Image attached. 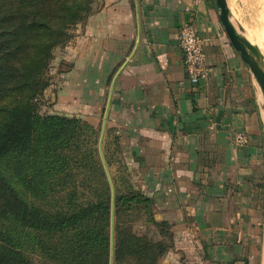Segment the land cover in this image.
I'll return each instance as SVG.
<instances>
[{"label": "crops", "instance_id": "obj_1", "mask_svg": "<svg viewBox=\"0 0 264 264\" xmlns=\"http://www.w3.org/2000/svg\"><path fill=\"white\" fill-rule=\"evenodd\" d=\"M184 23L210 69L197 82L178 45ZM62 55L56 109L102 125L114 80L103 145L168 225L158 264H253L263 242V117L215 0H99Z\"/></svg>", "mask_w": 264, "mask_h": 264}, {"label": "trees", "instance_id": "obj_2", "mask_svg": "<svg viewBox=\"0 0 264 264\" xmlns=\"http://www.w3.org/2000/svg\"><path fill=\"white\" fill-rule=\"evenodd\" d=\"M66 1L0 0V264H35L29 254L22 255V251L10 250L14 222L16 228H27L28 232L41 229L48 234L54 232L58 239L66 236L68 241L63 245L72 242L73 256L71 262L65 264H109L111 190L98 148L97 155L95 153V140L88 137V131L93 129L91 125L71 120L72 129L67 135H60L58 150H53L55 155L52 159L57 161L54 181L59 188H64V182L69 183L70 190L66 194L68 199L59 204L52 219L45 210L39 208L37 211L32 206L19 205L17 192L13 194L12 190V176L6 168L14 156L15 162L19 161L22 165L24 174L20 177L28 187L39 179V175L30 174L37 150L41 147L40 156L43 158L51 153L45 144L47 131H58L55 120L63 118L53 116L41 119L34 111V101L46 86L44 79L52 48L67 41L70 27L81 17L85 21L91 13L84 17L81 15L84 8L82 3L72 2L68 5ZM66 144L69 145V152L63 155L61 150ZM103 151L108 167L112 164L108 158L113 153H109L104 145ZM95 156L99 157L98 161ZM121 166L124 171L119 180L123 189L118 191V185L114 186L112 181L113 264L124 254L131 264H158L171 246L168 225L153 219L151 199L130 182L125 167ZM64 170L68 172L60 175V171ZM99 174H104L107 181L104 192L97 181ZM260 187L264 189V183ZM13 195L17 201L13 202L15 208L10 204ZM263 195L264 192H261V198ZM62 198L59 196V202H62ZM125 210L137 213L127 221L130 227L137 228L134 224L137 221L136 224L140 222L139 226L145 229L144 232L139 230L141 235L132 233L128 246H124L123 238L120 239L117 233L118 214ZM92 236L100 238V241H96L87 251V240ZM52 248L55 257V244ZM32 249L29 246L27 252ZM50 249L51 246L47 244L40 249L44 259L51 260ZM57 254H62L60 242ZM61 261L58 258V262L63 264Z\"/></svg>", "mask_w": 264, "mask_h": 264}, {"label": "rangeland", "instance_id": "obj_3", "mask_svg": "<svg viewBox=\"0 0 264 264\" xmlns=\"http://www.w3.org/2000/svg\"><path fill=\"white\" fill-rule=\"evenodd\" d=\"M99 0H67L66 3L68 5H71L72 2H79L82 3V6L84 8L82 9L81 15L84 17L92 12L95 9V5L97 4ZM227 5L229 7V12L231 14V18L233 20V23L235 24L236 30L240 34L238 30V24H241L243 26L245 33L247 37L251 40V42L258 46L257 42L264 45V0H227ZM84 22V18H80L76 21L75 24H73L69 29V38L64 43L58 44L51 50V58L48 62V65L46 67V74H45V83L46 86H44L40 97H38L35 101V113L41 118H49L53 116H57L59 118L63 119H57L55 120L58 125L56 128L58 131L48 130L47 131V139L45 141V144L50 149L51 153L47 158H43L40 156L41 154V147L37 150V157L35 159V163L33 165V168L31 170V173L34 175H39V179L35 181L33 185L26 186L23 179H21V175H23V168L19 161L15 162L14 156H12V160L7 165V171L8 174L12 176V190L13 194L14 191L17 192V200L19 202V205H27L28 207L32 206L35 210H45L49 213L50 219L55 215V210L58 209L59 204H63L66 199H68V196L66 195L68 193L69 183L64 182L63 186L64 188H59V185L56 184V181H54V178L57 177L55 168L57 166V161L52 159L55 155V152L53 153V150H58L57 143L60 140V135H67L69 131L73 127V123L70 122L71 120H77V121H84L92 126V130L90 129L88 131V137L93 138L95 140V153L97 155V148H98V141H99V135L101 130V122L94 126L84 115L80 113L75 112H69L66 109H56L50 99L52 100L53 97V91L55 90L56 86L58 85V82L61 78V74L65 72L68 68V63L64 61L61 57L63 56L62 53L64 51V47L68 44L70 39L73 37V29L75 26L82 24ZM262 40V42H261ZM259 47V46H258ZM260 49V48H259ZM261 50V49H260ZM264 56V48L261 50ZM48 125V124H47ZM103 147V146H102ZM69 152V145L66 144L63 146L61 153L63 155H67ZM104 152V151H103ZM99 157L95 156V160L98 161ZM112 162L110 166H108V171L110 174V177L112 178V181L114 183V186L118 185L117 190L121 191L123 187L121 186V181L119 180V177L121 174H123V169L119 168L118 165L115 162V156H112L111 158H108V160ZM48 166V167H45ZM55 171V173H54ZM102 171V169H101ZM68 172L67 170L60 171V175H63L64 173ZM103 173V171L101 172ZM98 174V173H97ZM103 175V176H102ZM17 177V179L15 178ZM97 181L99 184H101L102 192H104V189H106V186H104V183H106V178L104 174H99V177L97 175ZM116 180H115V179ZM52 183H54L52 185ZM24 185V186H23ZM105 187V188H104ZM26 191V194H25ZM24 192V193H23ZM13 199L12 203L10 201V204H13V202H17L16 199ZM59 196L63 197L62 202H59ZM22 198H26L23 200ZM16 205L13 204V208H15ZM125 210L120 215L118 214V221H117V233L118 237L120 239L123 238L124 246L129 245L130 236L132 233H135L136 235H141L140 231L144 232V227L139 226L140 222L136 224L135 226L138 228L130 227L128 220H130L133 215L136 216L137 213L130 212ZM261 228L264 235V211L261 213ZM140 230V231H139ZM107 232L109 233V228H107ZM68 238L66 236H62L60 239H58L57 234L54 232L51 233H45L43 230H33L32 232H28L27 228L24 229H18L16 228L15 222L13 223L12 227V234L10 237L9 247L10 250L13 252H19L22 251L23 254H29L31 258H33L35 264H60L58 262V258H60L63 264L66 262H71V258L73 256V252L71 247L73 246L71 243H63ZM100 241V238H96L92 236L91 239L87 240L88 246L86 247V250H90L92 245L95 242ZM60 242V249L62 250V254H57L58 251V244ZM55 244L56 247V255L53 257V246ZM263 242L260 241L258 245V251L254 258L253 264H261V257H262V244ZM44 244L51 246V260L44 259L42 257L41 248L44 246ZM29 246H32L33 249L31 252H27V248ZM64 246V251H63ZM116 264H131L128 257L124 254L122 258L118 260Z\"/></svg>", "mask_w": 264, "mask_h": 264}, {"label": "water", "instance_id": "obj_4", "mask_svg": "<svg viewBox=\"0 0 264 264\" xmlns=\"http://www.w3.org/2000/svg\"><path fill=\"white\" fill-rule=\"evenodd\" d=\"M215 5L218 8L219 19L222 23L224 30L235 50L239 53L242 60L249 67L250 73L253 76L257 95L260 102V108L263 117V130H264V56L259 47L253 44L245 35H243V28L238 25L241 34L236 30L227 7L226 0H215ZM117 75V74H116ZM114 82V80H113ZM113 82L110 86L109 97L107 99L106 109L103 115V121L101 125L99 141H98V150L101 163L106 175V178L109 182L111 190V216H110V256L109 264H113V239H114V189L112 180L108 171L107 164L103 156V138L105 131V124L107 118L108 105L110 101V96L113 90Z\"/></svg>", "mask_w": 264, "mask_h": 264}, {"label": "built area", "instance_id": "obj_5", "mask_svg": "<svg viewBox=\"0 0 264 264\" xmlns=\"http://www.w3.org/2000/svg\"><path fill=\"white\" fill-rule=\"evenodd\" d=\"M178 45L183 54L186 77L192 81L207 78L210 69L204 52L202 40L190 23H184L178 33Z\"/></svg>", "mask_w": 264, "mask_h": 264}, {"label": "bare ground", "instance_id": "obj_6", "mask_svg": "<svg viewBox=\"0 0 264 264\" xmlns=\"http://www.w3.org/2000/svg\"><path fill=\"white\" fill-rule=\"evenodd\" d=\"M263 246H262V260H261V264H264V235H263Z\"/></svg>", "mask_w": 264, "mask_h": 264}]
</instances>
